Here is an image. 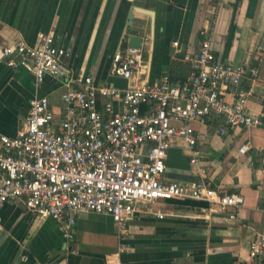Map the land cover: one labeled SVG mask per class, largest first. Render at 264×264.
Returning <instances> with one entry per match:
<instances>
[{"label":"crops","instance_id":"0c3cea01","mask_svg":"<svg viewBox=\"0 0 264 264\" xmlns=\"http://www.w3.org/2000/svg\"><path fill=\"white\" fill-rule=\"evenodd\" d=\"M48 33L65 48L76 73L120 89L163 77L184 83L208 39L218 61L257 69L256 80L242 87L251 91L248 108L261 123L225 134L216 133L220 117L193 124L212 187L243 198L239 222L206 202L181 199L156 202L149 212L141 207L121 231L108 216L80 213L74 238L66 242L53 220L37 219L22 200H11L0 210V264H264L248 254L253 237L264 235V0H0L1 135L16 134L32 97H46L54 114L61 107L59 81L45 76L37 84L31 73L7 67L1 58L5 47L19 40L33 45ZM129 36L142 38L132 82L111 71L112 55L129 47ZM242 145L247 149L239 153ZM163 180H196L180 140L171 141Z\"/></svg>","mask_w":264,"mask_h":264},{"label":"built area","instance_id":"2783aa9c","mask_svg":"<svg viewBox=\"0 0 264 264\" xmlns=\"http://www.w3.org/2000/svg\"><path fill=\"white\" fill-rule=\"evenodd\" d=\"M140 52L118 47L112 74L132 82L141 66ZM1 58L7 67L31 73L37 84L45 76L56 79L64 92L56 114L46 97H32L16 134H0V210L11 200H22L35 218L53 220L66 242L74 238L80 213L108 216L121 231L141 207L149 212L156 202L181 199L206 202L214 213L239 222L243 198L212 187L196 151L193 124L220 117L223 126L217 134L260 125L248 108L251 91L242 87L256 80L255 67L218 61L205 39L184 83L163 77L120 89L76 73L52 33L33 45L19 40L5 47ZM174 139L183 142L194 167L196 180L188 185L163 180ZM246 149L242 145L238 151ZM248 254L264 260V235L253 237Z\"/></svg>","mask_w":264,"mask_h":264},{"label":"water","instance_id":"95a60500","mask_svg":"<svg viewBox=\"0 0 264 264\" xmlns=\"http://www.w3.org/2000/svg\"><path fill=\"white\" fill-rule=\"evenodd\" d=\"M151 15V14H150ZM132 19L131 13L128 14V21ZM142 44V38L139 36H129L128 46L136 49H140Z\"/></svg>","mask_w":264,"mask_h":264},{"label":"trees","instance_id":"16d2710c","mask_svg":"<svg viewBox=\"0 0 264 264\" xmlns=\"http://www.w3.org/2000/svg\"><path fill=\"white\" fill-rule=\"evenodd\" d=\"M122 47H124V45H122Z\"/></svg>","mask_w":264,"mask_h":264}]
</instances>
